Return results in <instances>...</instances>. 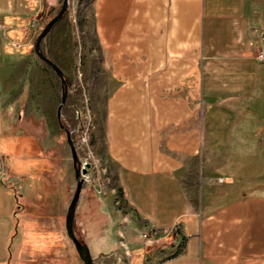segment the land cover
Here are the masks:
<instances>
[{
  "label": "crops",
  "instance_id": "obj_1",
  "mask_svg": "<svg viewBox=\"0 0 264 264\" xmlns=\"http://www.w3.org/2000/svg\"><path fill=\"white\" fill-rule=\"evenodd\" d=\"M44 2L0 0V113L40 131L45 154L32 187L0 186L6 264H82L65 229L75 181L61 83L29 26ZM61 31L40 51L66 76L74 57ZM92 31L112 86L92 145L117 184V195L81 190L73 230L88 250L97 243L93 264H264L262 3L94 0Z\"/></svg>",
  "mask_w": 264,
  "mask_h": 264
},
{
  "label": "rangeland",
  "instance_id": "obj_2",
  "mask_svg": "<svg viewBox=\"0 0 264 264\" xmlns=\"http://www.w3.org/2000/svg\"><path fill=\"white\" fill-rule=\"evenodd\" d=\"M250 1L252 4L261 2L264 9V0ZM62 2L63 0H45L38 33L58 13ZM93 3L94 0H68L64 15L54 25L62 27L61 33L67 41H70L71 53L74 57V63L70 72L66 76L63 74L68 82V93L63 105H65V111L69 110L70 115L65 121L61 119V124L70 132L78 160L80 156L84 155L81 145L82 138L86 139L87 149L91 150L92 156L98 159L97 169L91 170L93 185H106L117 195L115 168L107 158L101 159L98 157L92 145L96 122L103 120L107 95L112 88L107 77V70L104 66L100 65V60L103 59L92 33ZM262 49L264 47L259 48L256 54ZM44 65L48 68L47 72L55 74L49 66ZM61 92L62 88L58 92L57 106H59L61 101ZM6 118L7 114L0 113V186L7 188L9 186L7 181L15 178L20 183L22 182L23 186L32 187V182L34 181L33 174L36 169V167L34 169V166L37 165L36 159L43 160L45 158V154L43 153L44 148L42 149L43 136L40 134V131L29 126L30 124L27 122L17 120L12 123L8 122ZM59 132L60 142L63 145L66 144L68 155L71 158L70 149L66 143L65 132L61 129ZM56 167L57 165L51 171L55 172ZM101 169L104 171H101ZM8 171L9 175H7ZM138 241L140 240L136 239L137 243ZM96 246L97 243L92 238L88 242L90 255L95 253ZM139 255H142V253L139 252Z\"/></svg>",
  "mask_w": 264,
  "mask_h": 264
},
{
  "label": "water",
  "instance_id": "obj_3",
  "mask_svg": "<svg viewBox=\"0 0 264 264\" xmlns=\"http://www.w3.org/2000/svg\"><path fill=\"white\" fill-rule=\"evenodd\" d=\"M67 5H68V0H63L61 8L58 11V13L53 18H51L42 28L41 32L38 34L35 40L34 53L36 54L38 59L44 64H46L47 66H49L53 70V72L56 74V76L60 79L62 92H61V101H60V104L56 112V118L59 124V128L65 132L66 143L71 153V160H72V166H73V171H74V181H75L74 192H73L72 199L68 206L67 214L65 217V229H66L67 236L72 242L75 248V251L79 259L81 260L82 264H93V260L91 258V255H90V252L87 246L84 243H82L80 240H78L73 230L75 211H76L77 204H78L80 194H81V190L83 187V181L80 178L81 173L79 169V160H78L75 147L71 140L70 132L61 124L60 110L66 100V96L68 93V82L64 78L63 73L60 71V69L53 62H51L48 58H46L40 51L41 41L47 36V34L51 31L53 26L62 18L67 8Z\"/></svg>",
  "mask_w": 264,
  "mask_h": 264
},
{
  "label": "built area",
  "instance_id": "obj_4",
  "mask_svg": "<svg viewBox=\"0 0 264 264\" xmlns=\"http://www.w3.org/2000/svg\"><path fill=\"white\" fill-rule=\"evenodd\" d=\"M40 21H41V16H36L29 23L30 28L32 30H36L39 27ZM256 59L259 62L264 63V49H262L261 51H259L256 54ZM81 140H82L81 141L82 153L84 155L82 157L81 156L79 157V169H80V173H81L80 178L83 181V185H92L93 184V176H92L91 170H93L94 168L97 169L98 159H95L91 154V150L87 149L88 146H87L86 139L82 138ZM101 171H104V170L101 169ZM82 172H84V173H82ZM216 182L222 183L223 180L217 179ZM98 193L100 194V192H98ZM142 240H143L142 246L146 249L150 248L155 243L154 240H152V238L149 237L148 233H144L142 235Z\"/></svg>",
  "mask_w": 264,
  "mask_h": 264
},
{
  "label": "trees",
  "instance_id": "obj_5",
  "mask_svg": "<svg viewBox=\"0 0 264 264\" xmlns=\"http://www.w3.org/2000/svg\"><path fill=\"white\" fill-rule=\"evenodd\" d=\"M39 34V33H38ZM38 34H37V36H38Z\"/></svg>",
  "mask_w": 264,
  "mask_h": 264
}]
</instances>
